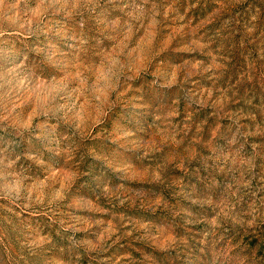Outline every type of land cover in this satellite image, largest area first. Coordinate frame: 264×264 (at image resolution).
<instances>
[{"label": "rangeland", "instance_id": "obj_1", "mask_svg": "<svg viewBox=\"0 0 264 264\" xmlns=\"http://www.w3.org/2000/svg\"><path fill=\"white\" fill-rule=\"evenodd\" d=\"M0 264H264V0H0Z\"/></svg>", "mask_w": 264, "mask_h": 264}]
</instances>
